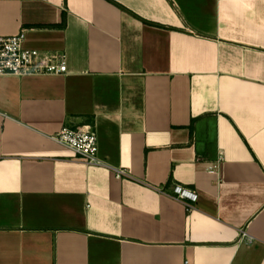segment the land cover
<instances>
[{"label": "crops", "instance_id": "1", "mask_svg": "<svg viewBox=\"0 0 264 264\" xmlns=\"http://www.w3.org/2000/svg\"><path fill=\"white\" fill-rule=\"evenodd\" d=\"M22 31L68 73L0 76V264H264V0H0Z\"/></svg>", "mask_w": 264, "mask_h": 264}, {"label": "built area", "instance_id": "2", "mask_svg": "<svg viewBox=\"0 0 264 264\" xmlns=\"http://www.w3.org/2000/svg\"><path fill=\"white\" fill-rule=\"evenodd\" d=\"M25 37L24 31L15 35H0V76L68 73L66 54L26 48ZM53 139L73 149L88 164L105 165L99 156V136L94 125L64 127ZM116 172L118 178L127 174L125 169H116ZM170 195L183 201L188 210L193 209L199 199L196 191L181 184H175ZM242 237L247 238L249 242L253 241L246 231L242 232Z\"/></svg>", "mask_w": 264, "mask_h": 264}]
</instances>
